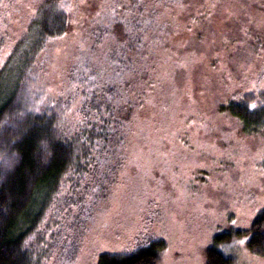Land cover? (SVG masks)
<instances>
[{"label": "trees", "instance_id": "obj_1", "mask_svg": "<svg viewBox=\"0 0 264 264\" xmlns=\"http://www.w3.org/2000/svg\"><path fill=\"white\" fill-rule=\"evenodd\" d=\"M78 1L33 0L16 35L6 12L12 0H0V264H43L48 213L58 206L66 208L67 227H87L86 206L118 184L129 138L156 95L146 92L147 73L173 52L181 19L205 27L216 3L194 0L191 9L193 0H99L82 13ZM237 34L240 61L248 59L246 47L259 53L250 31ZM246 84L220 96L217 110L245 133L263 132L264 65ZM261 161L264 167V154ZM164 246L149 236L130 249L99 252L95 264H158ZM240 247L264 256V205L247 226H217L203 264H237ZM59 256L53 263L67 264L70 254Z\"/></svg>", "mask_w": 264, "mask_h": 264}, {"label": "rangeland", "instance_id": "obj_2", "mask_svg": "<svg viewBox=\"0 0 264 264\" xmlns=\"http://www.w3.org/2000/svg\"><path fill=\"white\" fill-rule=\"evenodd\" d=\"M92 1L99 2L79 0L78 12L90 10ZM215 1L202 21L205 27L181 19L173 52L147 73L146 92L156 95L146 101L129 138L118 184L86 206L87 227H67L63 206L48 213L43 264H54L56 255L66 259L68 253L67 264H95L99 252L130 249L149 236L165 241L158 264H203L205 245L217 226H247L264 205V131L245 133L233 117L217 110L220 96L237 85H253L264 65V9L261 0ZM32 8L33 0L7 5L16 35ZM189 12L186 8L184 15ZM75 24L76 14L70 28ZM242 28L260 42L259 53L246 47L248 59L240 61L243 41L237 32ZM195 30L200 34L194 36ZM165 94V104L160 103ZM237 255V264H264V256L243 247Z\"/></svg>", "mask_w": 264, "mask_h": 264}]
</instances>
